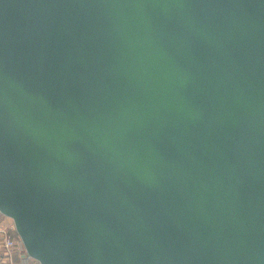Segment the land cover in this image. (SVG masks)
I'll list each match as a JSON object with an SVG mask.
<instances>
[{
  "label": "water",
  "instance_id": "1",
  "mask_svg": "<svg viewBox=\"0 0 264 264\" xmlns=\"http://www.w3.org/2000/svg\"><path fill=\"white\" fill-rule=\"evenodd\" d=\"M0 212L36 264H264V0H0Z\"/></svg>",
  "mask_w": 264,
  "mask_h": 264
},
{
  "label": "built area",
  "instance_id": "2",
  "mask_svg": "<svg viewBox=\"0 0 264 264\" xmlns=\"http://www.w3.org/2000/svg\"><path fill=\"white\" fill-rule=\"evenodd\" d=\"M16 231L15 224L0 223V264H36ZM33 261V262H32Z\"/></svg>",
  "mask_w": 264,
  "mask_h": 264
},
{
  "label": "crops",
  "instance_id": "3",
  "mask_svg": "<svg viewBox=\"0 0 264 264\" xmlns=\"http://www.w3.org/2000/svg\"><path fill=\"white\" fill-rule=\"evenodd\" d=\"M0 223L1 224L2 223L3 224L7 223L8 225H13L14 224V221L10 217H7V216H5L4 214H2L0 212ZM14 234H17V231H14ZM0 253H1V249H0Z\"/></svg>",
  "mask_w": 264,
  "mask_h": 264
}]
</instances>
